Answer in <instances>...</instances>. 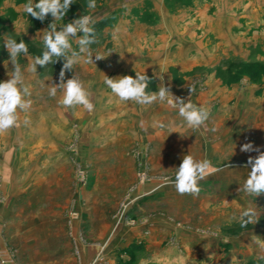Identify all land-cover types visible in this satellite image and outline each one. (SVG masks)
Segmentation results:
<instances>
[{"label": "rangeland", "instance_id": "374dc122", "mask_svg": "<svg viewBox=\"0 0 264 264\" xmlns=\"http://www.w3.org/2000/svg\"><path fill=\"white\" fill-rule=\"evenodd\" d=\"M76 8L66 14L63 24L89 14L84 10L76 15ZM109 20L93 25L99 43L91 45V48L94 52L100 48L104 55L114 49L111 43H101L104 39L101 33ZM12 25V19L0 16V37L8 36ZM250 54L248 60L230 58L228 64L219 63L218 68H227L225 74L223 69L220 77L226 80L224 82L230 89L239 82H244V86L247 83L257 84L255 91H249L251 97L243 100H240L241 95L232 97L223 109V115L220 114L222 105L219 101L210 105L209 120L197 130L189 129L182 118L176 116L178 109L169 107L165 110L166 118H163L160 115L163 109L120 101L107 86V91L101 92L100 96L104 102L116 100L101 107L100 111L94 108L92 113L82 107L65 109L60 106L58 100L63 96L62 91H58L55 98L49 97L48 92L31 94V109L20 112L24 120L31 116L27 125L23 118L20 119V129L28 126L26 130L31 131L29 144L23 149L28 154L24 159L29 162V174L34 175V180L49 178L54 183L53 188L62 193L52 200V214L39 215L35 212L32 218L23 214L18 221L14 220L15 225H7L1 240L8 261L11 264H91L94 256L104 248L107 258L112 254L111 258L118 262L124 256L118 254L122 249L112 248L113 227L123 221L134 223L135 220L130 217L135 210L127 214L129 203L152 190L155 197L164 198V210L170 213L171 219L173 214H188L196 219L197 226L190 227L191 230L215 237L217 229L222 226L230 238L235 239L236 235L245 233L243 239L246 241L255 237L264 244V194L254 197L239 191L251 170L250 166L246 167L249 156L258 155L255 151L242 152L241 146L252 143L264 151V133H261L263 130L257 123L258 99L264 90V63L257 61L255 54ZM63 63L59 60L41 67L44 74H51L52 83L59 84ZM86 65L92 69L93 63ZM167 67L171 69L169 73L173 71L171 66ZM204 71V67L193 68L191 73L184 75L174 71L173 75L162 77L161 81L167 80L168 84L165 82L164 86L172 94L176 93V88L184 89L180 94L187 102L190 95L192 99L206 91L208 77ZM72 76L73 71H66L65 81ZM149 78L147 91H159L163 82L158 87L153 77ZM189 86L195 89L194 93L190 94ZM91 93L93 100L94 93ZM192 103H195L194 100ZM111 111L114 115L109 119ZM172 122L173 126L168 127ZM161 124L165 127H160ZM173 133L177 136L173 137ZM115 135H118L117 140L107 138ZM105 143H110V147L105 148ZM80 148L84 152H78ZM48 149H51L50 154L45 152ZM78 154L85 156L79 158ZM188 154L197 160H207L212 167L219 169L199 181L201 190L198 195L180 194L165 179L171 177L174 180L175 169ZM49 166L53 171L51 173L47 172ZM36 197L33 198L34 203H30L32 208H38L40 203L41 206L50 205L48 197ZM35 199H39L40 203ZM248 207L256 208L260 214L258 222L242 227L239 216ZM59 209H62L61 216L55 214ZM99 211L110 219L99 220ZM222 215L227 217V221L222 219ZM234 254L240 255L239 264H264V251L261 254L251 250Z\"/></svg>", "mask_w": 264, "mask_h": 264}, {"label": "crops", "instance_id": "0c3cea01", "mask_svg": "<svg viewBox=\"0 0 264 264\" xmlns=\"http://www.w3.org/2000/svg\"><path fill=\"white\" fill-rule=\"evenodd\" d=\"M38 2L39 0H33V3ZM27 3L29 0H0V16L12 19L13 25L8 36L17 42L23 40L27 45V55L21 53L18 63L24 70L25 83L30 85L31 94L46 93L48 92L46 85L52 83L54 79L45 81V77H50L51 74H44L39 65L36 66L34 73L30 66L45 50L42 42L43 31L47 30L46 26L53 22V18L50 14L44 21L32 17L24 11V5ZM96 3V9L89 14L98 23L110 19L107 22L108 26L101 33L104 36L101 43H111L114 49L108 56L106 54L104 59L94 60L92 69H89V65L81 63L74 71L94 93L93 102L97 111L108 103L100 96L101 92L108 89L104 83L105 76L117 78L130 75L135 78L136 72L141 74L145 72L148 77H153L160 87L162 82L167 83L166 79L161 81V78L173 75L174 71L184 75L191 73L193 68L204 67L208 77L207 89L203 94L192 98L191 102L194 100V104L210 107L219 101L222 106L218 107L222 115L228 100L239 95L242 97L240 100L250 98L249 91L252 92V89L255 91L257 88L255 83H249L250 85L247 83L246 87L244 82H239L234 85L236 87L230 89L224 82L226 80L220 77L223 69L225 74L227 68H218L220 67L218 65L228 64L230 58L248 60L250 53L256 55L257 61L264 63V0H96ZM74 5L77 7L76 15L82 14L84 10L88 11L87 0H73L68 13L74 10ZM56 23L59 28L64 25V19ZM114 31L118 33V40L112 38ZM6 37H0V82L8 80L9 74L14 70L9 53L4 47ZM71 44L73 49L78 50L79 46L75 39ZM97 50L101 52L100 48ZM93 58L95 59L94 56ZM167 66L173 68V73L171 71L169 73L168 70L171 69ZM174 90L177 94L174 93L173 96L182 98L180 93L184 89ZM110 96L112 98V95ZM115 100H108V104ZM258 100L260 107L257 108L259 119L257 123H260L263 130L261 133H264V90ZM138 106L163 109L160 111L163 118H166L165 110L169 109L167 103L159 102ZM113 115L111 111L109 119H112ZM22 118L19 112L18 129L13 128L0 135V264H11L5 255L3 239L1 240L7 225H15L14 220L20 219L23 214H28L31 218L35 212L39 215L52 214L54 212L52 200L57 199L62 193L53 188L54 183L49 181V178L36 181L34 175L30 176L29 162L25 160L28 154L23 149L29 144L31 131L26 130L28 126L20 129ZM30 118L31 116L27 118L29 123ZM99 120L101 122V117ZM166 135L169 136L167 133ZM176 136L173 133V137ZM107 138L117 140L118 135ZM107 146L110 147V143L104 144L105 148ZM80 151L82 153L84 149L80 148L78 152ZM45 152L50 154L51 149ZM47 169V172H53L51 166ZM153 192L152 190L137 196L129 203L127 214L130 215L132 209L135 210L130 217L135 220L134 223L127 224L123 221L113 227L112 248L126 251L132 244L141 246L138 251L125 252L124 260H128L131 255L134 264H239L240 255L234 253H247L251 250L261 254L264 251L261 239L252 237L246 241L243 239L245 233L236 235L235 239L230 238L228 231L226 229L223 231L222 226L217 229L218 234L215 237L191 230L190 227L197 226L196 219L188 214L180 216L172 212L171 219L170 213L164 210V198L155 197ZM40 195H44L45 199L47 197L51 199L50 205L41 206L39 199H35L40 206L32 208L33 198ZM44 202L46 203V200ZM134 206L136 207L133 208ZM55 214L61 216L62 209ZM101 214L100 212L97 217L99 220L110 219L109 216ZM221 217L227 221L226 216ZM119 253L122 255V251ZM111 255L108 257V263L118 264Z\"/></svg>", "mask_w": 264, "mask_h": 264}, {"label": "clouds", "instance_id": "9594fccd", "mask_svg": "<svg viewBox=\"0 0 264 264\" xmlns=\"http://www.w3.org/2000/svg\"><path fill=\"white\" fill-rule=\"evenodd\" d=\"M72 4L73 0H39L38 3L29 0V3L24 5V11L40 21H44L49 14L53 18L48 29L43 31L42 42L45 50L42 56L35 58L30 70L35 73L37 65L44 67L63 60V67L59 73V84L46 85L49 97L55 98L57 92L62 91L63 96L58 100L60 106L65 109L81 106L88 113H92L95 108L92 93L74 69L81 63H94L93 56L96 61H99L106 55L99 50L94 52L91 48V45L99 43V38L93 27L96 21L91 14H83L58 28L56 22L64 19ZM86 7L89 13L94 11L97 7L96 0H87ZM81 32L83 35H78ZM112 38L118 40V33L114 31ZM73 39L79 46L78 50L72 48L71 41ZM4 47L9 53L14 70L9 74L8 80L0 82V135L18 127L19 112H27L32 107V101L25 99V97L31 96L30 85L25 83L24 70L18 63L21 53L27 55V45L23 40L17 42L7 36L4 40ZM66 71H74L75 74L65 81ZM52 79V77H45V81H52ZM149 82L150 78L145 72L143 74L136 72L135 78L125 75L117 78L105 76L104 79L105 85L120 101H132L141 105H150L155 102L167 103L169 107L178 109L179 116L189 129H200L209 120L210 108L192 103L191 95L185 102L183 98L174 97L164 84L161 85L158 92L149 93L147 91ZM189 92L192 94L195 89L189 86ZM23 122L27 125L29 120L25 119ZM173 124L174 122L170 123L168 127ZM160 127H165V125L161 124ZM241 151H255L258 155L249 156L246 167L250 166L251 170L239 191L247 196L258 197L264 194V151L254 147L252 143L243 144ZM215 171H219V169L212 167L209 161L197 160L188 154L183 157L181 164L175 169L174 180L171 177L165 179L172 183L180 194L198 195L201 190L199 181L203 180L210 172ZM259 215L256 208L248 207L240 214L239 222L242 227H246L250 223H257Z\"/></svg>", "mask_w": 264, "mask_h": 264}, {"label": "trees", "instance_id": "16d2710c", "mask_svg": "<svg viewBox=\"0 0 264 264\" xmlns=\"http://www.w3.org/2000/svg\"><path fill=\"white\" fill-rule=\"evenodd\" d=\"M106 21H104V23H101V26L103 24H105ZM141 248V246L136 245V244H132L131 246L128 247V249H126V251H122V254H124L125 252H135L138 251ZM118 264H134V259L132 258L131 255H129V259L128 260H124V259H119Z\"/></svg>", "mask_w": 264, "mask_h": 264}, {"label": "built area", "instance_id": "2783aa9c", "mask_svg": "<svg viewBox=\"0 0 264 264\" xmlns=\"http://www.w3.org/2000/svg\"><path fill=\"white\" fill-rule=\"evenodd\" d=\"M91 264H108V258L105 254L104 248H101V251L95 256Z\"/></svg>", "mask_w": 264, "mask_h": 264}]
</instances>
